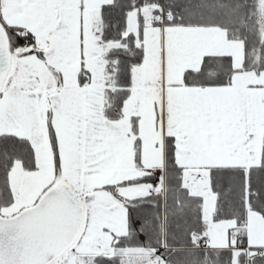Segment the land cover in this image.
Returning a JSON list of instances; mask_svg holds the SVG:
<instances>
[{"label":"snow or ice","instance_id":"6c2138e0","mask_svg":"<svg viewBox=\"0 0 264 264\" xmlns=\"http://www.w3.org/2000/svg\"><path fill=\"white\" fill-rule=\"evenodd\" d=\"M0 264H264V0H0Z\"/></svg>","mask_w":264,"mask_h":264}]
</instances>
